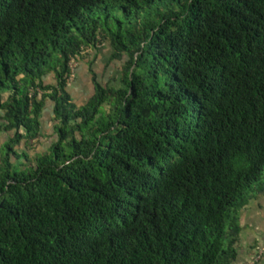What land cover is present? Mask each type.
Returning a JSON list of instances; mask_svg holds the SVG:
<instances>
[{
    "label": "trees",
    "instance_id": "16d2710c",
    "mask_svg": "<svg viewBox=\"0 0 264 264\" xmlns=\"http://www.w3.org/2000/svg\"><path fill=\"white\" fill-rule=\"evenodd\" d=\"M103 42L118 85L77 103ZM0 112V264H230L264 192V0H0Z\"/></svg>",
    "mask_w": 264,
    "mask_h": 264
},
{
    "label": "crops",
    "instance_id": "0c3cea01",
    "mask_svg": "<svg viewBox=\"0 0 264 264\" xmlns=\"http://www.w3.org/2000/svg\"><path fill=\"white\" fill-rule=\"evenodd\" d=\"M118 64L117 61L111 60L109 46L84 49L77 60L75 59L73 68H70V83H67V90L72 100L76 98V102L80 103L91 95L92 78L102 85H118L120 77ZM43 81L52 83L51 74L43 76ZM85 88L88 95L84 97ZM50 108L51 103L46 101L40 115V136L26 144L19 143L17 149H25L29 154L46 149L54 139ZM6 135L7 132L0 130V143L5 141ZM37 142L40 145H35ZM237 224L239 231L235 243L236 254L230 264H244L259 249H261L260 258L254 264H264V192L256 188L250 190L247 202L237 211Z\"/></svg>",
    "mask_w": 264,
    "mask_h": 264
},
{
    "label": "rangeland",
    "instance_id": "374dc122",
    "mask_svg": "<svg viewBox=\"0 0 264 264\" xmlns=\"http://www.w3.org/2000/svg\"><path fill=\"white\" fill-rule=\"evenodd\" d=\"M107 43L106 42H103V43H98L97 45H98V48L100 47H107L108 48V46L106 45ZM77 58L78 57H76V60H77ZM75 62V59H73L72 61H70V68H73V63ZM119 66H120V64H118ZM96 70H98V69H96ZM67 83H70V79H68L67 80ZM86 92H87V89L85 88L84 89V92H83V94H84V97L86 96V95H88V94H86ZM75 97V96H74ZM74 99V101H77V99L76 98H73ZM37 144H39L40 145V143H35V145H37ZM4 143L2 142V143H0V157L4 154V150H5V148H4ZM44 145V144H43ZM49 145V144H48ZM48 148V146L46 147V149ZM14 149L18 152V153H20V151H25V153H27L26 152V150L25 149H23V150H20V149H17V148H15V146H14ZM44 151H46V150H41V151H35V153H33V154H29V153H27L28 154V157L29 158H32V156L33 155H41ZM10 161L12 162V163H14L15 162V159L14 158H11L10 159ZM262 174L264 175V170L262 171Z\"/></svg>",
    "mask_w": 264,
    "mask_h": 264
},
{
    "label": "built area",
    "instance_id": "2783aa9c",
    "mask_svg": "<svg viewBox=\"0 0 264 264\" xmlns=\"http://www.w3.org/2000/svg\"><path fill=\"white\" fill-rule=\"evenodd\" d=\"M74 59V58H73ZM73 59L69 60V66H70V61H72ZM260 253H261V249L256 250L255 254L252 255L250 257V259H248L246 262H244V264H254L259 258H260Z\"/></svg>",
    "mask_w": 264,
    "mask_h": 264
}]
</instances>
